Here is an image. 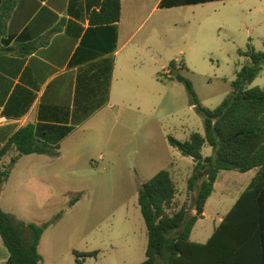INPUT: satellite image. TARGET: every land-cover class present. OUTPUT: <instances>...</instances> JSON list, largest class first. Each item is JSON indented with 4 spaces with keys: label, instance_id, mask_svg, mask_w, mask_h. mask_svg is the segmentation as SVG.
I'll use <instances>...</instances> for the list:
<instances>
[{
    "label": "rangeland",
    "instance_id": "obj_1",
    "mask_svg": "<svg viewBox=\"0 0 264 264\" xmlns=\"http://www.w3.org/2000/svg\"><path fill=\"white\" fill-rule=\"evenodd\" d=\"M172 15V42L158 43L155 70L160 78L171 62L178 68L170 72L172 80L152 79L148 88L127 94L126 118L131 123L90 132L76 143V163L66 167L63 161L46 169L44 183L34 182L30 177L35 175L29 174L22 187L16 174L0 186L5 212L19 221L47 225L39 242L40 264H77L74 251L97 252L84 264H141L148 235L138 190L161 170L169 171L176 183V205L191 204L187 184L193 160L173 148L168 137L187 141L194 133L203 134L204 125L178 78L191 82L202 106L217 108L249 62L240 52L249 45L264 52V0L218 1L173 10ZM248 87L264 89V66ZM212 153L210 146L203 147L204 157ZM248 178L237 171L220 173L207 215L194 227V240L211 236Z\"/></svg>",
    "mask_w": 264,
    "mask_h": 264
},
{
    "label": "crops",
    "instance_id": "obj_2",
    "mask_svg": "<svg viewBox=\"0 0 264 264\" xmlns=\"http://www.w3.org/2000/svg\"><path fill=\"white\" fill-rule=\"evenodd\" d=\"M162 1L121 0L120 20L106 23L97 17L104 0H0V117L8 120L0 127V152L29 125L38 141L58 148L55 155L8 150L0 170L13 158L16 162L7 180L19 174L26 187L24 180L47 181L46 169L60 162L71 167L79 156L76 143L90 132L131 123L127 94L139 93L153 80H172L169 67L165 78L157 77V45L172 42L168 25H175L173 10L196 5L163 8ZM257 171L246 172L241 194ZM29 174L35 177L24 179ZM206 215L207 203L197 223ZM192 233L194 243L211 238L194 240ZM7 258L1 240L0 264Z\"/></svg>",
    "mask_w": 264,
    "mask_h": 264
},
{
    "label": "trees",
    "instance_id": "obj_3",
    "mask_svg": "<svg viewBox=\"0 0 264 264\" xmlns=\"http://www.w3.org/2000/svg\"><path fill=\"white\" fill-rule=\"evenodd\" d=\"M225 0H163V8L205 4ZM97 17L106 23L121 18V0H104ZM249 59L231 83V92L215 109L201 105L191 82L183 77L189 102L203 120L204 133H194L187 141L169 136V144L193 160L188 179L190 205L177 206V186L167 170H161L138 190V203L147 227L148 243L141 264H264V89L249 88L264 66V52L248 46ZM186 67V66H185ZM171 62L169 71L177 69ZM187 69V68H186ZM205 145L213 153L204 157ZM14 149L19 155H55L57 147L36 139L33 126L19 130L0 152V158ZM16 162L0 170V186ZM256 176L225 215L205 244L191 241L192 230L203 217L206 203L222 171ZM78 199H75L77 201ZM74 202H71L72 206ZM47 225L17 220L0 207V238L8 252L5 264H40L39 242ZM77 264L97 256V252H73Z\"/></svg>",
    "mask_w": 264,
    "mask_h": 264
},
{
    "label": "built area",
    "instance_id": "obj_4",
    "mask_svg": "<svg viewBox=\"0 0 264 264\" xmlns=\"http://www.w3.org/2000/svg\"><path fill=\"white\" fill-rule=\"evenodd\" d=\"M8 122L6 117H0V127L5 125Z\"/></svg>",
    "mask_w": 264,
    "mask_h": 264
},
{
    "label": "water",
    "instance_id": "obj_5",
    "mask_svg": "<svg viewBox=\"0 0 264 264\" xmlns=\"http://www.w3.org/2000/svg\"><path fill=\"white\" fill-rule=\"evenodd\" d=\"M178 79H180V77Z\"/></svg>",
    "mask_w": 264,
    "mask_h": 264
}]
</instances>
